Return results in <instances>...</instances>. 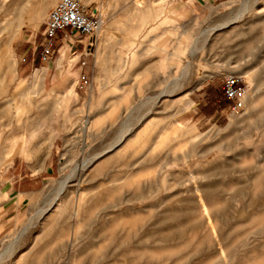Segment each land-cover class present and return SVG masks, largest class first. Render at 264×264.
<instances>
[{
	"label": "rangeland",
	"instance_id": "obj_1",
	"mask_svg": "<svg viewBox=\"0 0 264 264\" xmlns=\"http://www.w3.org/2000/svg\"><path fill=\"white\" fill-rule=\"evenodd\" d=\"M59 1L0 0L3 264H264V0H81L103 29L44 63ZM125 128L126 151L74 173Z\"/></svg>",
	"mask_w": 264,
	"mask_h": 264
},
{
	"label": "built area",
	"instance_id": "obj_2",
	"mask_svg": "<svg viewBox=\"0 0 264 264\" xmlns=\"http://www.w3.org/2000/svg\"><path fill=\"white\" fill-rule=\"evenodd\" d=\"M105 19L102 15L89 14L81 0H61L50 11L45 22L40 44V60L49 63L59 54L58 43L75 46L82 43V37L89 39L97 36L103 29ZM93 44L85 46V50ZM246 88L243 78L236 74L223 77V92L231 104L233 113L245 109Z\"/></svg>",
	"mask_w": 264,
	"mask_h": 264
},
{
	"label": "bare ground",
	"instance_id": "obj_3",
	"mask_svg": "<svg viewBox=\"0 0 264 264\" xmlns=\"http://www.w3.org/2000/svg\"><path fill=\"white\" fill-rule=\"evenodd\" d=\"M258 0H255V2H257ZM56 2V0H50L49 2V6L51 7L54 3ZM48 9V8H47ZM42 14V13H41ZM41 14H37L38 15V20H40V15ZM244 15L239 16L238 18L232 20V21H228L222 25L217 26L216 28L212 29V31H210L209 34V38L211 37V35H213L215 32H217L218 30H223L226 29L228 27H230L232 24H235L236 22H240L242 17ZM37 18V17H36ZM208 38V39H209ZM207 39V42H208ZM62 61V57L60 58V62ZM45 72V71H44ZM37 77V76H36ZM42 77V73H40L37 77V79ZM173 94V92H170V95ZM158 99V98H157ZM144 121V119H141L138 124H142ZM89 123L84 122L82 125V130H80V133H85V130H87V126ZM134 131V128H125L121 131L120 135L118 136V138L116 139V141L114 142L113 145H111L108 149H106L105 151H103L102 153L96 154L94 156H92L90 159H88L87 161L84 162L83 166L81 168H77L75 169L74 173H76V171H81V172H87L89 171L100 159H102L103 157L107 156V155H111L114 154L117 151H121L122 147L123 149L125 148L124 145L127 144V140L129 139V136L132 135ZM133 142V141H132ZM129 144V143H128ZM127 146V145H126ZM123 151H126V149H124ZM121 155V152H120ZM73 175L67 177V180L64 182L60 183V186L58 188V191L56 193L55 198L49 203V205L44 208L41 209L37 215V217L35 218L36 222H39L40 220H42L44 218V216L51 211L54 207H56V205L61 201L60 199L62 198V196L65 194V188L67 186V184L69 183L70 180H72ZM81 181V180H80ZM62 202V201H61ZM80 203V202H79ZM79 207V206H78ZM60 209V208H59ZM62 209V208H61ZM75 214V213H74ZM75 217H78V213H76L74 215ZM36 225V224H35ZM4 262H6V260L0 258V264H3Z\"/></svg>",
	"mask_w": 264,
	"mask_h": 264
},
{
	"label": "crops",
	"instance_id": "obj_4",
	"mask_svg": "<svg viewBox=\"0 0 264 264\" xmlns=\"http://www.w3.org/2000/svg\"><path fill=\"white\" fill-rule=\"evenodd\" d=\"M144 25H146V24H144ZM109 33H111V29H110V27H108V29H106L105 31H104V33L102 34V37H103V39H102V43H103V45H104V47L106 46V42H108V37H109ZM132 38H130V43H134L133 41H132V39H135L136 37H134V35H130ZM137 41V40H136ZM138 42V41H137ZM73 45H69V51L71 52L72 50H73ZM104 50H105V48H104ZM66 51H68V50H66ZM86 51V50H85ZM84 51V52H85ZM175 52V51H174ZM100 61L103 63L104 61H106V59L104 58V53H103V50H101L100 51ZM101 62H100V64H101ZM59 63H60V60H59ZM35 192H33V191H27V190H25V189H19L18 190V193L17 194H14L12 191H10L9 193H7V195H8V197L11 199V202H10V205H8V206H12V205H14V204H16L19 200H22V198H23V203H25V205L27 204V202H28V200H31L30 199V195L31 194H34ZM24 205V206H25ZM24 206H22V208L24 207ZM16 208H18L17 206H16ZM21 208V209H22ZM9 209V208H8ZM12 212H16L17 213V210L16 209H14V210H12V209H9L6 213L7 214H9V213H12Z\"/></svg>",
	"mask_w": 264,
	"mask_h": 264
}]
</instances>
